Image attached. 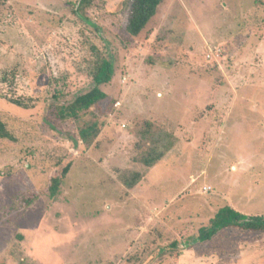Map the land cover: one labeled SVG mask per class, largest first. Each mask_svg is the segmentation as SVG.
<instances>
[{
  "label": "rangeland",
  "instance_id": "obj_1",
  "mask_svg": "<svg viewBox=\"0 0 264 264\" xmlns=\"http://www.w3.org/2000/svg\"><path fill=\"white\" fill-rule=\"evenodd\" d=\"M81 1L0 0V264H264V233L198 242L222 207L264 216V0H166L138 37L128 0ZM96 51L109 99L60 120ZM153 137L173 146L149 168Z\"/></svg>",
  "mask_w": 264,
  "mask_h": 264
},
{
  "label": "trees",
  "instance_id": "obj_2",
  "mask_svg": "<svg viewBox=\"0 0 264 264\" xmlns=\"http://www.w3.org/2000/svg\"><path fill=\"white\" fill-rule=\"evenodd\" d=\"M165 1L166 0H128L127 33L133 37H138L157 15L160 6ZM92 4L93 0L81 1V6L90 7ZM95 50L96 49H94V51ZM94 56V87L88 92L77 96L71 103L63 105L59 109L57 108V116L60 120H72L79 123L81 118L87 115L90 110L93 108L97 110L98 108L100 109L101 104L109 99V96L101 87L111 82L114 74L113 64L99 51H96ZM14 103L23 106V102L19 100L14 101ZM99 114L101 115V113ZM151 131V127L146 129V133L148 134L147 137L145 136L146 139L150 138ZM100 133L101 125L99 121L88 123L79 129L80 140L87 146H91ZM0 139H13L12 135L6 131L2 122H0ZM160 143H162L160 139L153 137L151 144L147 151L141 156L139 162L150 168L162 160L173 146V143H168L162 148L160 147ZM70 168V165L66 166L62 175L52 180V184L49 188V193L52 198H55L59 194L63 179L69 173ZM132 175L134 176L132 179L127 180L125 177L124 185L127 188H133L142 177L139 173H134ZM230 228H236L246 232L264 233V216H248L236 211L230 206L222 207L210 220V224L200 229L198 242H209L220 232Z\"/></svg>",
  "mask_w": 264,
  "mask_h": 264
}]
</instances>
